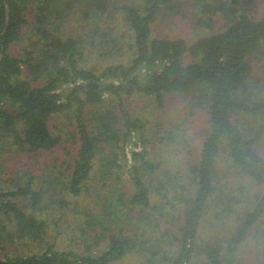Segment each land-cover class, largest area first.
Listing matches in <instances>:
<instances>
[{"label":"trees","instance_id":"16d2710c","mask_svg":"<svg viewBox=\"0 0 264 264\" xmlns=\"http://www.w3.org/2000/svg\"><path fill=\"white\" fill-rule=\"evenodd\" d=\"M197 1L211 14L190 43L154 34L172 0H0V142L26 153L53 151L65 135L70 143L42 180L0 188V244L44 241L83 194L70 225L89 242L0 253V264H120L134 252L146 264H231L226 254L264 233V96L253 80L264 0ZM131 97L160 108L176 99L178 116L152 122L131 111ZM200 108L208 123L195 158L187 125ZM62 115L70 119L53 125ZM144 133L152 142L139 149Z\"/></svg>","mask_w":264,"mask_h":264},{"label":"rangeland","instance_id":"374dc122","mask_svg":"<svg viewBox=\"0 0 264 264\" xmlns=\"http://www.w3.org/2000/svg\"><path fill=\"white\" fill-rule=\"evenodd\" d=\"M122 1V0H118ZM129 1V0H128ZM172 7L176 8L175 10H164L162 16L156 23V29L154 34L156 36L169 34L171 36H184L186 37L190 43H193L199 34L208 31V27L204 24L200 17L207 18L211 12H205L204 6L199 3L197 0H172ZM245 9V6H244ZM259 10V7L257 8ZM260 12H255L258 16L262 14ZM217 18V28H219L223 24V19L220 14L216 16ZM77 24H81V22H77ZM87 24V23H85ZM29 25L27 24L26 27ZM26 43V39H21L20 42H17L12 47V53L21 55L24 51V46ZM262 49V48H261ZM257 55V54H256ZM91 62L104 64V59L99 61V58L92 57ZM108 62H111L108 59H105ZM113 60V59H111ZM255 63L256 77L253 78L254 84L259 87L256 91L260 96H264V51L262 50L256 57L253 58ZM141 99V100H140ZM140 99L136 97L126 98L125 102L131 111H134V114L140 115L150 121H156L157 117L161 119V121H169L171 118V114L173 117L178 116L176 112H174L175 105L177 104L176 99L174 101H170L169 105L166 108H160L157 105V101L154 97H140ZM114 105L115 100H111ZM186 101L185 99L183 102ZM182 102V103H183ZM204 108L197 109L199 113L196 114V117H193L191 121L188 123L187 128V139L188 150L190 153H193V157H197L199 154V148L202 144V131L203 128L208 123L205 119L207 118V110ZM188 112V111H187ZM183 116V114H182ZM172 117V118H173ZM69 120L68 115H62L58 117L56 120L52 121V124H61L65 120ZM166 119V120H165ZM158 120V119H157ZM254 118L247 116L245 119L246 123L243 124L246 126V131L251 135L255 136L257 131H261V128L257 127L255 132L251 131L252 127H256L259 124L254 123ZM170 122V121H169ZM204 125V126H203ZM69 127L63 130V133H67ZM183 134V133H182ZM264 137V131L262 132ZM198 139H194L198 137ZM152 135L149 133H144V135L139 139L138 148L140 149L143 144H147L148 146L151 144ZM194 139V140H193ZM264 140V138L262 139ZM192 141V143H190ZM63 143L55 148L53 151L48 152H40V153H26L22 151L15 150V146L9 145L7 141L0 142V188L3 189H13L19 183L25 184L29 177L37 176L42 180L41 175L42 171L45 173L47 170L48 164L55 163V160L58 162L66 159L65 148L70 146L68 135L64 136L62 141ZM143 142V144H141ZM191 144V145H190ZM259 148L264 153V143H259ZM59 159V160H58ZM220 167H226V164L222 161ZM86 195L80 196H72L70 207L65 214V219L62 220L63 224L60 226L52 225L50 229L49 237L41 241H31V240H20L13 244H0V253L6 254H20V253H30L36 252L45 246L48 242H55L57 247L59 248H73L77 250H82L87 247L89 242L85 241L84 236H81L79 230H74L71 228L70 223L77 221L81 218L82 214L77 211V201H80V205L88 204L85 199ZM78 212V214H77ZM215 215V212L213 211ZM57 216V215H56ZM67 219L69 222H67ZM213 219V218H212ZM67 222V223H64ZM69 224L70 227L66 225ZM212 220L206 222V231L212 230ZM67 229H66V228ZM78 232V233H77ZM154 240L158 237V233H148ZM206 235L219 234L224 239L223 233H205ZM252 235L249 240L240 245L239 248L234 252V254L230 257L226 254L225 260H228V257L231 258V264H264V233H257V230L252 232ZM226 235V234H225ZM228 236V235H227ZM6 252V253H5ZM229 261V260H228ZM120 264H146L145 253L134 252L129 258L124 260Z\"/></svg>","mask_w":264,"mask_h":264},{"label":"water","instance_id":"95a60500","mask_svg":"<svg viewBox=\"0 0 264 264\" xmlns=\"http://www.w3.org/2000/svg\"><path fill=\"white\" fill-rule=\"evenodd\" d=\"M10 21V8H7V26L9 24ZM3 57V54L0 55V59Z\"/></svg>","mask_w":264,"mask_h":264}]
</instances>
